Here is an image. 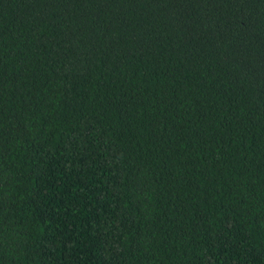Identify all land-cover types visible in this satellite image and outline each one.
Masks as SVG:
<instances>
[{
  "label": "trees",
  "instance_id": "1",
  "mask_svg": "<svg viewBox=\"0 0 264 264\" xmlns=\"http://www.w3.org/2000/svg\"><path fill=\"white\" fill-rule=\"evenodd\" d=\"M0 264H264V0H0Z\"/></svg>",
  "mask_w": 264,
  "mask_h": 264
}]
</instances>
